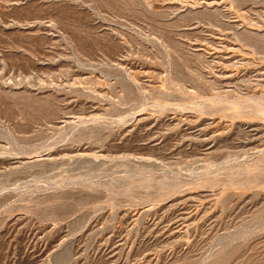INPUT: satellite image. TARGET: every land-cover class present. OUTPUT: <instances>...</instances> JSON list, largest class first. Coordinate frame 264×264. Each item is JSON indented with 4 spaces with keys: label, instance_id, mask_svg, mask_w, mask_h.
I'll return each instance as SVG.
<instances>
[{
    "label": "rangeland",
    "instance_id": "obj_1",
    "mask_svg": "<svg viewBox=\"0 0 264 264\" xmlns=\"http://www.w3.org/2000/svg\"><path fill=\"white\" fill-rule=\"evenodd\" d=\"M0 264H264V0H0Z\"/></svg>",
    "mask_w": 264,
    "mask_h": 264
},
{
    "label": "bare ground",
    "instance_id": "obj_2",
    "mask_svg": "<svg viewBox=\"0 0 264 264\" xmlns=\"http://www.w3.org/2000/svg\"><path fill=\"white\" fill-rule=\"evenodd\" d=\"M212 3V2H211ZM209 4H210V2H209ZM209 6V5H208ZM211 6V5H210ZM179 220V219H178Z\"/></svg>",
    "mask_w": 264,
    "mask_h": 264
}]
</instances>
